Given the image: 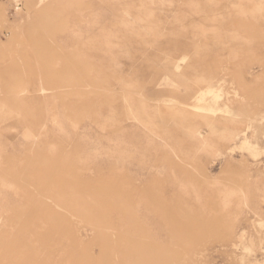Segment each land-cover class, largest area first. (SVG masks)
I'll return each instance as SVG.
<instances>
[{
    "label": "rangeland",
    "instance_id": "1",
    "mask_svg": "<svg viewBox=\"0 0 264 264\" xmlns=\"http://www.w3.org/2000/svg\"><path fill=\"white\" fill-rule=\"evenodd\" d=\"M0 264H264V0H0Z\"/></svg>",
    "mask_w": 264,
    "mask_h": 264
}]
</instances>
